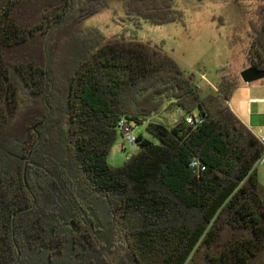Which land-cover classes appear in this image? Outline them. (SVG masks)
I'll return each instance as SVG.
<instances>
[{
  "label": "trees",
  "instance_id": "16d2710c",
  "mask_svg": "<svg viewBox=\"0 0 264 264\" xmlns=\"http://www.w3.org/2000/svg\"><path fill=\"white\" fill-rule=\"evenodd\" d=\"M110 1L0 0V264H264L263 146L228 105L238 79L202 93L160 47L85 25ZM118 1L181 19L174 0ZM247 38L264 70V2ZM164 102L178 120L146 121ZM120 119L156 142L112 166Z\"/></svg>",
  "mask_w": 264,
  "mask_h": 264
},
{
  "label": "rangeland",
  "instance_id": "374dc122",
  "mask_svg": "<svg viewBox=\"0 0 264 264\" xmlns=\"http://www.w3.org/2000/svg\"><path fill=\"white\" fill-rule=\"evenodd\" d=\"M259 2L264 0H174L181 19L154 25L125 17L120 2L111 0L108 8L84 23L97 27L107 38L123 35L160 47L203 93L213 89L222 74H230L242 62L243 68L246 67L243 50L248 44V19L253 17V9ZM233 77L238 79L239 72ZM245 84L240 82V86ZM193 114L196 115V110ZM157 115L148 120H160L162 114ZM134 133L156 142L146 132L145 124H140ZM136 150V143L130 145L118 133L107 161L112 166L122 165ZM256 177L264 186V163L257 165Z\"/></svg>",
  "mask_w": 264,
  "mask_h": 264
},
{
  "label": "crops",
  "instance_id": "0c3cea01",
  "mask_svg": "<svg viewBox=\"0 0 264 264\" xmlns=\"http://www.w3.org/2000/svg\"><path fill=\"white\" fill-rule=\"evenodd\" d=\"M242 69L243 62L228 75L234 76L236 72H239ZM240 82L241 80L238 78L237 87L239 88L237 89L236 87L232 92L228 105L231 111L255 136L261 133L264 134V79L248 83L247 85L245 84L246 86H240ZM215 87L216 85L211 90H215ZM205 92L206 91H204V93ZM159 113L162 114L163 120H161V118L160 120L153 122L162 123L166 126H171L183 114L179 108L169 106V102H164L159 109V112L152 115H159ZM149 117L146 121H149Z\"/></svg>",
  "mask_w": 264,
  "mask_h": 264
},
{
  "label": "built area",
  "instance_id": "2783aa9c",
  "mask_svg": "<svg viewBox=\"0 0 264 264\" xmlns=\"http://www.w3.org/2000/svg\"><path fill=\"white\" fill-rule=\"evenodd\" d=\"M185 120L189 124H195L200 122L201 118L198 116L195 117L187 116ZM138 126L139 125L132 120L120 119L117 122L116 129L117 132L121 134L122 138L125 141H128L130 145H133L134 143H136V138H137V135H135L134 131ZM256 137L260 142V144L263 146V152L256 162V166H257L264 163V134L262 133L258 134ZM189 167L191 168L192 174H199L201 171L205 169L204 165L201 164V162L198 161L197 159L190 160Z\"/></svg>",
  "mask_w": 264,
  "mask_h": 264
},
{
  "label": "water",
  "instance_id": "95a60500",
  "mask_svg": "<svg viewBox=\"0 0 264 264\" xmlns=\"http://www.w3.org/2000/svg\"><path fill=\"white\" fill-rule=\"evenodd\" d=\"M239 79L248 84L264 79V70L247 66L239 71Z\"/></svg>",
  "mask_w": 264,
  "mask_h": 264
}]
</instances>
